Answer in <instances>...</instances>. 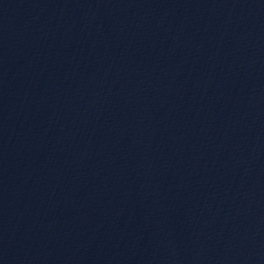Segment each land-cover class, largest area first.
I'll return each mask as SVG.
<instances>
[{
    "label": "water",
    "instance_id": "1",
    "mask_svg": "<svg viewBox=\"0 0 264 264\" xmlns=\"http://www.w3.org/2000/svg\"><path fill=\"white\" fill-rule=\"evenodd\" d=\"M0 264H264V0H0Z\"/></svg>",
    "mask_w": 264,
    "mask_h": 264
}]
</instances>
